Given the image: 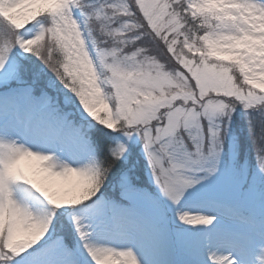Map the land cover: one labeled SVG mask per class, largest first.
Masks as SVG:
<instances>
[{
  "label": "snow or ice",
  "instance_id": "6c2138e0",
  "mask_svg": "<svg viewBox=\"0 0 264 264\" xmlns=\"http://www.w3.org/2000/svg\"><path fill=\"white\" fill-rule=\"evenodd\" d=\"M0 264H264V0H0Z\"/></svg>",
  "mask_w": 264,
  "mask_h": 264
}]
</instances>
